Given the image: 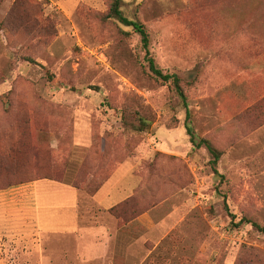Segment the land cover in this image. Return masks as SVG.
Returning <instances> with one entry per match:
<instances>
[{
    "label": "rangeland",
    "instance_id": "obj_1",
    "mask_svg": "<svg viewBox=\"0 0 264 264\" xmlns=\"http://www.w3.org/2000/svg\"><path fill=\"white\" fill-rule=\"evenodd\" d=\"M108 6L0 0V264H264V234L239 223L264 226V0H123L156 64L183 79L188 112L149 71L140 35L105 20ZM186 125L222 152L224 178ZM59 142L82 190L80 225L95 221L87 194L121 164L139 182L110 211L103 255L78 249L69 262L62 249L61 261L4 209L28 179L59 178Z\"/></svg>",
    "mask_w": 264,
    "mask_h": 264
},
{
    "label": "crops",
    "instance_id": "obj_2",
    "mask_svg": "<svg viewBox=\"0 0 264 264\" xmlns=\"http://www.w3.org/2000/svg\"><path fill=\"white\" fill-rule=\"evenodd\" d=\"M74 138L77 148L78 135ZM126 169L127 164H121L92 194H87V218L95 220L90 225H80L82 190L73 183L74 178H66L67 173L63 180L41 178L21 185V193L2 198L3 206H12V210L16 206L13 211L20 213L22 222L33 226L41 243L51 241L61 261L65 260L59 257L62 249L69 250V262L76 261L78 249L87 257L103 255L114 230L111 224L116 222L110 209L129 197L139 183L135 175L129 179Z\"/></svg>",
    "mask_w": 264,
    "mask_h": 264
},
{
    "label": "trees",
    "instance_id": "obj_3",
    "mask_svg": "<svg viewBox=\"0 0 264 264\" xmlns=\"http://www.w3.org/2000/svg\"><path fill=\"white\" fill-rule=\"evenodd\" d=\"M122 2H123V0H109L108 11L104 15L105 20H115L124 26L132 27L133 30L140 35L141 44H142V47L145 51V58L148 61L149 71L151 72V74L153 75V77L156 80H160L161 82H163V84L170 83L173 85L176 93L178 94L179 98L183 102V105L185 106L186 111L188 112V96H187L186 90L184 88L183 79L176 72H170V71L165 72L162 68H160L156 64L155 59L151 56V53H150V37H149V32H148L147 26L144 23H142L140 20L128 18L124 14V12L121 8ZM186 128H187L188 134L190 135L191 141L193 143H196L197 145H205L206 146V148L209 150V152L213 156L212 163L214 165L215 174H217L221 178H224L223 175L220 174L218 172V170L216 169V166H217V164L221 158L222 152L217 147H215L210 140H208L206 138H200L199 141L196 142V136L192 132L191 127L189 125H186ZM62 145L63 144L59 142L57 147H55L52 150L53 160L51 161V163H52V166H59V168L56 170V172H58V174H59V178L50 177V176L36 177L33 179H28L25 182L34 181V180L41 179V178L63 180L70 153H68L66 151V149H62L61 148ZM9 151H12V148H10ZM0 168H4L3 163L0 164ZM78 182H79L78 178H76L73 183H75L80 189V185ZM119 205L120 204L112 207L110 209V211L116 213L119 209L118 208ZM232 218L234 219L235 216L232 215ZM244 222L245 223H251L259 232L264 234V226L263 225H260L259 223L255 222V221H253L247 217H242V219L239 221V223H244ZM239 223H237V224H239Z\"/></svg>",
    "mask_w": 264,
    "mask_h": 264
}]
</instances>
